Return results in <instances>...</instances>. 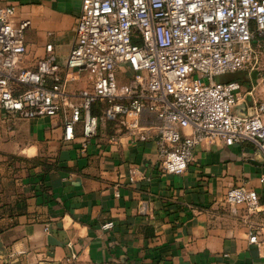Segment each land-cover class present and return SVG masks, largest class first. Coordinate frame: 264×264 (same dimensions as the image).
Returning <instances> with one entry per match:
<instances>
[{
    "label": "crops",
    "instance_id": "1",
    "mask_svg": "<svg viewBox=\"0 0 264 264\" xmlns=\"http://www.w3.org/2000/svg\"><path fill=\"white\" fill-rule=\"evenodd\" d=\"M81 4L0 0L31 22L24 67L48 44L65 62ZM221 81L241 85L234 113L254 114L264 104V47L255 70ZM133 166L147 179L132 184ZM237 187L255 190L264 206V158L252 142L202 144L184 174L169 175L154 140L134 142L118 124L102 123L85 146L81 126L67 141L57 119L11 120L0 110V264H264V216L224 202Z\"/></svg>",
    "mask_w": 264,
    "mask_h": 264
},
{
    "label": "built area",
    "instance_id": "2",
    "mask_svg": "<svg viewBox=\"0 0 264 264\" xmlns=\"http://www.w3.org/2000/svg\"><path fill=\"white\" fill-rule=\"evenodd\" d=\"M30 25L16 20L14 6L0 8V110L9 119H57L67 141L81 126L85 146L102 123L118 124L134 142L154 140L169 175L184 174L197 147L217 140L252 142L264 158V104L234 113L241 85L219 79L258 67L264 44L253 43L264 40V0H82L65 62L48 44L26 68ZM80 83L88 86L72 91ZM129 179L147 177L133 166ZM224 202L264 216L253 189L232 188ZM249 241L261 245L257 234Z\"/></svg>",
    "mask_w": 264,
    "mask_h": 264
},
{
    "label": "rangeland",
    "instance_id": "3",
    "mask_svg": "<svg viewBox=\"0 0 264 264\" xmlns=\"http://www.w3.org/2000/svg\"><path fill=\"white\" fill-rule=\"evenodd\" d=\"M230 77V75H224L222 78H221V80H225L226 78H229Z\"/></svg>",
    "mask_w": 264,
    "mask_h": 264
},
{
    "label": "trees",
    "instance_id": "4",
    "mask_svg": "<svg viewBox=\"0 0 264 264\" xmlns=\"http://www.w3.org/2000/svg\"><path fill=\"white\" fill-rule=\"evenodd\" d=\"M100 109H101V107H99V108L97 109V112L94 111V113H95V114L99 113V112H100Z\"/></svg>",
    "mask_w": 264,
    "mask_h": 264
}]
</instances>
